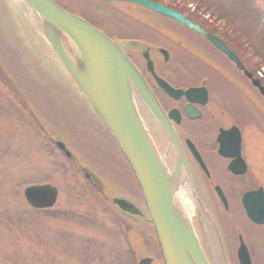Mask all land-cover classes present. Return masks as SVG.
I'll return each mask as SVG.
<instances>
[{
    "label": "rangeland",
    "instance_id": "374dc122",
    "mask_svg": "<svg viewBox=\"0 0 264 264\" xmlns=\"http://www.w3.org/2000/svg\"><path fill=\"white\" fill-rule=\"evenodd\" d=\"M57 1L63 4V0ZM165 1L200 18L209 15L229 35L234 38L237 35L244 48L245 62L250 69L253 64L258 70L256 77L264 79L260 75H264V23L246 5L243 8L241 2L244 0ZM251 1L264 15V0ZM5 4L11 10L9 25L12 31L11 35L6 34V40L0 34V61L16 87H9L5 75L0 77V264H135L144 256H152L156 245L152 231L129 219L111 203L112 198H123L143 208L138 184L124 157L95 115L84 111L83 107L88 106L71 87L73 83L70 89L64 86V72L58 71L54 65V54L38 43L37 39L42 42L43 39L37 33L28 32L24 26L28 21L19 6L15 4L13 7L23 17L10 1L6 0ZM65 8L78 15L82 12L94 21L99 20L100 25H107L106 21H110V16L99 19L96 15V11L111 13L110 7L97 6L93 0H72V3L69 0ZM111 8L134 20L150 21L147 20L148 13L135 5L120 3ZM244 9L251 15H245ZM239 31L242 35L238 34ZM137 34L142 36L141 32ZM151 37L146 39L147 44L174 49L164 35ZM151 49L149 55L158 64L156 53L153 47ZM251 50H257L258 55ZM136 62L138 65L143 63L140 59ZM5 63H9V67ZM37 65L43 68V75L35 73ZM180 72L182 74L184 70L179 68L177 73L181 84L199 78L196 75L194 79H186ZM48 74H53L52 80ZM248 84H242V95H258L263 100ZM19 94L43 123L44 130L49 133L46 137L36 128L37 122L28 112L18 106ZM74 97L76 99L72 100ZM59 98L66 99L64 104L79 112L78 120L73 118L70 109L65 110ZM136 106L150 134L156 135L158 152L165 157L166 139L158 132L142 104L136 102ZM68 116L72 120L69 121ZM88 125L94 129L90 131L86 128ZM54 140L63 142L78 163L100 176L99 182L105 186V202L97 197V187L89 185L72 168L70 161L54 145ZM43 182L54 185L58 195L51 208L35 211L25 202L22 190L29 184ZM120 224H125L126 238L118 227ZM231 259L229 264H235ZM254 261V264H264V258H255Z\"/></svg>",
    "mask_w": 264,
    "mask_h": 264
},
{
    "label": "flooded vegetation",
    "instance_id": "af4514ba",
    "mask_svg": "<svg viewBox=\"0 0 264 264\" xmlns=\"http://www.w3.org/2000/svg\"><path fill=\"white\" fill-rule=\"evenodd\" d=\"M96 1L104 5L114 4ZM68 2L63 0L62 6H67ZM181 13L194 25L219 38L238 57L251 77H256L258 70L253 64L254 69H250L245 62L244 48L237 35L235 38L229 35L209 15L200 18L183 10ZM96 15L99 19L102 16ZM115 15L117 17L107 25H100L99 20L87 17L107 36L120 40V47L134 63L140 59V50L150 49L146 39L164 35L168 45L174 49L155 47L159 61L157 68L154 64L156 75L175 88H205L204 96L196 93L190 102L184 96L172 99L156 86L150 74L136 65L164 113L172 110L173 118L169 121L188 168L186 184L189 195L192 194L191 221L205 258L209 264H229L231 258L238 264L236 258L241 247L254 264L255 258H264V98L261 96L263 100H260L258 95H242L243 83L255 88L251 79L196 31L151 13L147 22L111 14ZM238 34L242 35L240 31ZM160 47L167 51L166 59L158 51ZM251 52L258 55L257 50ZM179 68L184 70V73L180 72L181 76L194 79L197 75L198 80L181 84ZM186 106L191 114L197 116L188 117ZM231 127L234 131L236 127L240 135L238 155L242 159L241 164L231 156L236 151L233 143H228L222 154L216 141L221 131H231ZM232 133L229 132L227 138H233ZM75 164L79 169H85L77 162ZM87 178L94 186L95 178L90 174ZM245 204L251 206L253 218L247 215ZM155 263L161 264L157 260Z\"/></svg>",
    "mask_w": 264,
    "mask_h": 264
},
{
    "label": "water",
    "instance_id": "95a60500",
    "mask_svg": "<svg viewBox=\"0 0 264 264\" xmlns=\"http://www.w3.org/2000/svg\"><path fill=\"white\" fill-rule=\"evenodd\" d=\"M26 1L33 11L34 17H29L32 26L40 28L41 36L49 42L62 67L75 81L130 166L144 203L149 207V221L152 222L163 264H208L196 236L190 229L188 218L174 202L178 167L172 173L166 172L138 114L136 100L146 108L168 142L174 149H178L180 168L187 180L188 169L176 135L139 71L118 43L110 40L87 21L62 9L54 0ZM121 1L138 4L198 31L236 61L240 69L243 68L217 38L205 34L179 13L149 0ZM145 60L147 71L154 76L157 85L167 95L175 98L183 94L187 99L190 98L193 88L180 90L170 87L153 73L152 62L147 58ZM253 84L264 95V87L257 80ZM56 144L67 156L70 155L61 142ZM23 196L32 207L47 208L56 199V189L47 183L29 185L23 189ZM112 202L120 209L130 212V206L125 200L114 198ZM247 210L251 215V209ZM238 260L239 264H250L245 252ZM137 264H151V259L141 258Z\"/></svg>",
    "mask_w": 264,
    "mask_h": 264
},
{
    "label": "bare ground",
    "instance_id": "6f19581e",
    "mask_svg": "<svg viewBox=\"0 0 264 264\" xmlns=\"http://www.w3.org/2000/svg\"><path fill=\"white\" fill-rule=\"evenodd\" d=\"M8 1H10V4H11V6L13 7V6H15V4L16 5H18L19 6V8H20V12L22 13V15L24 16V18L28 21V22H25V24H24V26L27 28V30H28V32L30 31V32H34V33H37L39 36H41L42 34L40 33V28L39 27H37V26H32V18L34 17L33 16V11H32V9L29 7V5L27 4L28 2L26 1V0H8ZM55 1V0H54ZM99 1H102V2H105V3H114L113 5H104V4H101L102 6H109L110 7V10H109V12H111V13H107V12H102V13H100V12H98V11H96V13H98L99 15H101L102 14V16L101 17H104V18H109V16H110V20H114L116 17L115 16H117V15H115V16H111V14H118V15H121V16H125V17H130V18H132L133 19V17H131V16H128V15H126V14H123L120 10H114V9H112L111 7H114V6H116L117 4H120V3H125V4H131V5H136L135 3H132V2H127V1H121V0H113V1H105V0H99ZM5 2H6V0H3V3L0 1V23H1V25L3 26L2 27V29L4 30L3 32H1L2 34H10L11 35V31H12V27H11V25H9L10 24V22H9V15L10 16H12V14H11V10H10V8H9V6L7 5V4H5ZM93 2H95V4L97 5V6H101L100 5V3L99 2H97L96 0H93ZM118 2H120V3H118ZM70 3H72V0H70ZM67 7V6H66ZM7 8H8V10H9V13H8V10H7ZM14 8V7H13ZM108 9V8H107ZM14 10L15 11H17L15 8H14ZM65 11H67V12H69L66 8L64 9ZM106 10V9H105ZM17 13L18 14H20L18 11H17ZM70 13H72V12H70ZM72 14H74V15H76V16H78V17H80V18H82L83 20H85V21H87L88 23H90L91 25H93L94 27H96L95 25H97V24H95V22L94 21H90V20H88L89 18L88 17H90V16H84L83 14H82V12H80V15H78V14H75V13H72ZM138 14V13H137ZM21 14H20V16H22ZM159 15V14H158ZM22 16V17H23ZM29 17L31 18V19H29ZM108 19V20H109ZM25 20V21H26ZM137 21H140V20H137ZM170 22H172L171 20H169ZM28 23V24H27ZM106 23L108 24L109 23V21H106ZM95 24V25H94ZM22 27V26H21ZM99 31H101L102 32V30H100L98 27H96ZM106 37H108L110 40H112L113 42H116V43H118V44H120V40H118V39H112V38H110L109 36H107L104 32H102ZM6 35V37H8ZM3 37V40H6V37H4V36H2ZM41 38H42V36H41ZM121 39V38H120ZM43 43H44V45L47 47V49L49 50V49H51V47H50V45H49V42H47L44 38H43ZM122 49V48H121ZM152 49H142V50H140V59H141V61L143 62L142 64H140V65H138L137 64V62H135L134 63V61L124 52V50L122 49V51L125 53V55L130 59V61L133 63V65L136 67V69L139 71V69H138V67L137 66H140V67H144V65H145V59L147 58V59H149L150 61H152V59H151V57H150V55H149V52L151 51ZM154 51H155V53H156V57H157V59H158V55H157V51L154 49ZM143 54L145 55V57H143ZM0 65H2L3 66V63H2V60L0 61ZM5 65L7 66V67H9V63H5ZM137 65V66H136ZM11 67V69H12V71L14 70V68H13V66H10ZM43 68H41V67H39V65H37V67H36V69H35V73H37V74H39V75H43L42 73H44V70H42ZM58 71H59V69H57ZM13 73V72H12ZM139 73H140V71H139ZM140 75H142L141 73H140ZM47 77H49V79L50 80H52V77H53V74H48V76ZM56 77V76H55ZM54 77V78H55ZM12 83V82H11ZM65 87H67L68 89H70V87L67 85V84H65L64 85ZM71 96V95H70ZM76 98L74 97L72 100H75ZM59 100H62L61 98H59ZM63 101V104L66 102V99H63L62 100ZM64 107H65V110L66 109H70V111H71V113L73 114H71L72 116H73V118L75 119V120H78V117L76 118V116H79V112H77L76 111V109L75 108H72L71 106H68V105H66V104H64ZM83 109H84V111L86 112V113H88V112H90V110H89V108L88 107H83ZM88 111V112H87ZM89 114V113H88ZM86 116V119L88 118V116L87 115H85ZM96 117V116H95ZM97 118V117H96ZM67 119L70 121V120H72L71 119V117H67ZM79 120H81V119H79ZM86 128H88L90 131L91 130H93L94 129V127L93 126H86ZM145 128H146V126H145ZM151 129L153 130V128L151 127ZM146 130H147V132H148V135L150 136V139H151V141H152V143H153V145H154V147H155V151H156V153H157V156H158V158H159V161H160V163H161V165L166 169V172L167 173H172L175 169H176V167H178V173H177V179H178V182H177V185H176V189H175V193H174V202H175V204L177 205V207L179 208V210L182 212V214L186 217V218H188V220H189V226H190V229H191V231L193 232V234L196 236V234H195V230H194V227H193V224H192V221H191V210H192V204H191V198H192V194L190 193V195H189V193H188V191H187V181H186V178H185V175H184V173L182 172V170H181V168H180V163H179V158H178V154H179V151H178V149H174V147L168 142V140H166V142H167V145H168V148H167V151H166V153H165V157L164 156H162L159 152H158V149H157V147H156V145H155V134L152 132V130H150L151 132H152V135L150 134V132H149V130L146 128ZM82 131H85V130H82ZM85 132H89V131H85ZM164 138H165V136H164V132L161 130V131H158ZM219 132V131H218ZM84 133V132H83ZM218 134V133H217ZM154 138H153V137ZM166 139V138H165ZM167 153H168V156H167ZM73 154V153H72ZM75 156V155H74ZM83 166V168H85V171H84V173L85 174H90L91 176H93L95 179V181H94V183H95V185H94V187H97V192H98V194L99 195H101V198L103 197L104 199L106 198V196H105V192H104V188H105V186L101 183V182H99V179H100V176L98 177V175H96L95 173H93L91 170H89L87 167H85L84 165H82ZM96 184L97 185H99V186H96ZM104 186V187H103ZM140 189V188H139ZM140 192H141V190H140ZM123 199V198H122ZM143 199V198H142ZM123 200H125L126 201V199H123ZM127 203H128V205L130 206V209H129V211L130 212H128V211H124V210H122V209H120L117 205H115L118 209V211H120V212H122V213H124V214H126V216L130 219V218H132L133 220H136V222H139V219H141V218H145V216L146 217H149V211H147L148 209H149V207H148V205L146 204V203H144V200L142 201V206H143V208H141V207H138L137 205H135V204H133V203H131V202H129V201H126ZM148 208V209H147ZM131 211L133 212V213H131ZM124 220V219H123ZM148 225H150V226H152V222H149V224ZM153 233V232H152ZM153 235H154V237H155V232L153 233ZM153 237V238H154ZM198 241V240H197ZM198 243H199V241H198ZM200 245V244H199ZM163 261V260H162Z\"/></svg>",
    "mask_w": 264,
    "mask_h": 264
},
{
    "label": "trees",
    "instance_id": "16d2710c",
    "mask_svg": "<svg viewBox=\"0 0 264 264\" xmlns=\"http://www.w3.org/2000/svg\"><path fill=\"white\" fill-rule=\"evenodd\" d=\"M163 2H165V0H163ZM241 3H242V5H243V8H244V7H245V4H244V2H241ZM244 14H245V15H251V14H250V12H249V11H247V10H245V9H244ZM255 17H256V16H255ZM256 18H257V17H256ZM257 19H258V18H257ZM260 21H261V20H260ZM263 23H264V20H263ZM157 254H158V256H159V253H157ZM159 257H160V256H159Z\"/></svg>",
    "mask_w": 264,
    "mask_h": 264
}]
</instances>
